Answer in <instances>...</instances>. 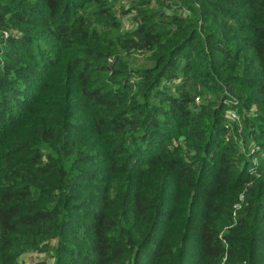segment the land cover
<instances>
[{
    "label": "trees",
    "instance_id": "16d2710c",
    "mask_svg": "<svg viewBox=\"0 0 264 264\" xmlns=\"http://www.w3.org/2000/svg\"><path fill=\"white\" fill-rule=\"evenodd\" d=\"M0 264H264V0H0Z\"/></svg>",
    "mask_w": 264,
    "mask_h": 264
},
{
    "label": "rangeland",
    "instance_id": "374dc122",
    "mask_svg": "<svg viewBox=\"0 0 264 264\" xmlns=\"http://www.w3.org/2000/svg\"><path fill=\"white\" fill-rule=\"evenodd\" d=\"M132 3H128L126 6V8L127 9H129L132 5H131ZM134 12V11H133ZM133 15L135 16L136 15V12H134L133 13ZM130 18H133V17H130ZM132 25V23H131V19H129L128 21H125V26L126 27H128V28H130V26ZM258 153H260V150H259V152ZM36 259V256L35 255H33L31 258H30V260L32 261V260H35Z\"/></svg>",
    "mask_w": 264,
    "mask_h": 264
},
{
    "label": "built area",
    "instance_id": "2783aa9c",
    "mask_svg": "<svg viewBox=\"0 0 264 264\" xmlns=\"http://www.w3.org/2000/svg\"><path fill=\"white\" fill-rule=\"evenodd\" d=\"M128 28V27H127ZM128 29H131V26H130V28H128ZM232 118L233 119H236V116L234 115V114H232Z\"/></svg>",
    "mask_w": 264,
    "mask_h": 264
}]
</instances>
